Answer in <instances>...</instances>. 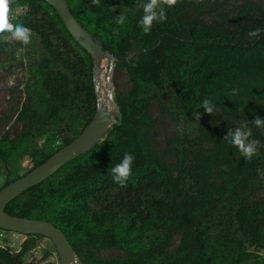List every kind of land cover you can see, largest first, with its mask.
Returning a JSON list of instances; mask_svg holds the SVG:
<instances>
[{
    "label": "trees",
    "instance_id": "16d2710c",
    "mask_svg": "<svg viewBox=\"0 0 264 264\" xmlns=\"http://www.w3.org/2000/svg\"><path fill=\"white\" fill-rule=\"evenodd\" d=\"M65 1L113 68L125 73L126 92L112 97L119 124L114 121L94 146L9 202L5 215L50 223L80 264H264V257L247 251L264 249V195L251 200L245 193L248 179L264 170V127L251 124L257 116L264 119V0H177L164 6L166 20L153 22L148 33L139 24L146 0H100L99 6L91 0ZM20 3L27 11L12 24L31 29L43 51L37 65L44 95L38 104L46 121L58 125L68 120L64 116L80 113V123L77 115L68 123L81 131L96 108L91 60L50 6L37 0L12 5ZM120 13L126 16L123 25L115 20ZM256 28L262 30L259 38L250 37ZM165 96L184 122L195 117L211 121L218 115L240 121L251 129V139L259 141L257 154L246 159L233 147L238 164L227 163L219 145L204 154L210 137L220 136L213 130L193 140L181 134L180 144L168 149L173 173L163 161L166 153L157 155L152 147L148 114L149 102L165 101ZM205 98L213 101L215 114L201 108ZM27 111L22 106L15 119L29 120ZM64 124L58 125L57 134L69 130ZM25 138L26 133L0 136V169H7L0 189L24 175H14L8 167L24 151ZM73 139L60 137L50 152H29L31 169ZM125 153L135 160L121 187L114 183L111 168ZM219 163L228 164L229 170L210 178L207 167ZM219 209H228L225 219L237 233L222 250L209 236ZM25 237L15 250L0 245V264H23L28 249L41 238ZM174 238L177 243L170 251ZM92 249H118L124 256L106 259L94 256Z\"/></svg>",
    "mask_w": 264,
    "mask_h": 264
},
{
    "label": "rangeland",
    "instance_id": "374dc122",
    "mask_svg": "<svg viewBox=\"0 0 264 264\" xmlns=\"http://www.w3.org/2000/svg\"><path fill=\"white\" fill-rule=\"evenodd\" d=\"M9 8L11 23L23 17L27 11V6L24 3L11 5ZM7 35L10 36V34ZM42 56L43 51L35 35L32 36L31 42L27 45L10 39L0 40V136L14 137L21 133H26L24 151L8 167L9 172L14 175H23L31 169L32 161L28 157L29 152H50V150L59 146L60 137L73 135L74 139H76L84 129L80 131L79 126L74 127L68 123L72 118L74 120L76 115L78 116L76 121L80 123L82 121L80 113L64 116L69 117L68 120L58 125L62 127L65 125L64 123H67L69 130H65L60 134L56 133L58 125L46 121V114L43 113L41 106L38 104V101L44 95L39 87L40 76L39 66L37 65ZM129 57L134 59L135 52L131 51ZM98 62L97 69L92 62L90 69L95 104L96 107L102 109L104 107L103 110L107 114V118L112 119L110 114L112 107L109 100L115 92H126L128 84L124 71L114 69L112 63L105 56L99 58ZM164 100L156 101L153 99L148 105V114L153 122L152 147L157 155H163V152L166 153L163 155V161L173 173L176 171L174 159L168 154L169 147L173 144H180L181 134L188 137L189 140H193L199 137L200 132L203 134L208 129L213 130L220 136L214 135L210 137L209 142L203 146L204 154H211L216 149L215 145H219L223 154L222 159H225L227 163L232 161L234 164H238L237 153L233 151V146L228 141L223 140V138L227 135L228 130H234L238 127L245 128L243 123L224 115H218L211 121H204L200 117H195L190 122H184L171 110L167 96H165ZM26 105L28 107L26 114L30 119L16 120L15 114L22 106ZM109 126L110 124L105 127V130ZM103 135L104 133L101 138ZM229 168L228 164L219 163L209 165L207 171L209 177L212 178L217 171L227 172ZM6 171L7 169H0V178ZM244 175L241 173L240 176L243 177ZM245 193L251 200L262 197L264 195V179H261L257 173L254 174L246 183ZM227 210L224 209L222 211L219 209L216 212V222H214L209 232L210 243L219 250L228 247V240L237 236L234 231V223H231L229 219H225ZM25 239V236L4 233V231L0 230V245H6L12 250H15ZM176 239L174 238L173 247L170 251L176 245ZM247 251L264 257V249L255 251L248 247ZM92 253L94 256L106 259L124 256L118 249H92ZM23 264H59V260L52 243L48 239L41 237L37 238L33 246L28 249L23 258ZM69 264H80V262L73 254ZM246 264L252 263L247 262Z\"/></svg>",
    "mask_w": 264,
    "mask_h": 264
},
{
    "label": "water",
    "instance_id": "95a60500",
    "mask_svg": "<svg viewBox=\"0 0 264 264\" xmlns=\"http://www.w3.org/2000/svg\"><path fill=\"white\" fill-rule=\"evenodd\" d=\"M26 0H9V6ZM46 3L56 13L70 38L89 56L92 64L104 56L100 43L88 34L72 17L65 0H37ZM111 63V61H109ZM109 86V84H108ZM112 110V119L107 118L105 111L96 107L89 123L81 134L67 145L61 147L44 162L34 167L26 174L0 189V230L21 236L38 235L48 239L55 248L59 264H69L73 257V250L61 232L50 223L8 217L4 213L5 206L16 199L27 189L40 184L62 165L72 160L76 155L83 153L94 146L102 138L105 127L116 122L119 124L120 115L112 98L109 100Z\"/></svg>",
    "mask_w": 264,
    "mask_h": 264
},
{
    "label": "clouds",
    "instance_id": "9594fccd",
    "mask_svg": "<svg viewBox=\"0 0 264 264\" xmlns=\"http://www.w3.org/2000/svg\"><path fill=\"white\" fill-rule=\"evenodd\" d=\"M176 2L177 0H146V2L141 5L144 15L141 17L139 24L142 30L148 33L153 22H163L166 20L167 17L164 12V6H172L175 5ZM91 4L92 6H99L100 0H91ZM111 10L115 11L113 8H111ZM9 13V0H0V39H10L20 42L23 45L29 44L33 36L31 29L25 27L23 24H12L10 22ZM115 20L117 24L123 25L126 16L124 13H120L115 17ZM261 31L260 28H256L249 32V36L259 38ZM6 34H10V36ZM235 92L236 90L234 89L231 94H235ZM201 108L209 115H213L216 112L213 101L208 98L202 101ZM251 124L257 128L264 127V119L257 116L251 121ZM251 137L252 131L250 128L238 127L234 130H228L223 140L228 141L233 147L237 148L242 157L251 159L257 154L259 144V141L251 139ZM134 160L135 157L133 154L125 153L122 160L111 168L114 183L119 184L121 187L126 186V181L131 174ZM257 174L261 179H264V170L257 169Z\"/></svg>",
    "mask_w": 264,
    "mask_h": 264
},
{
    "label": "bare ground",
    "instance_id": "6f19581e",
    "mask_svg": "<svg viewBox=\"0 0 264 264\" xmlns=\"http://www.w3.org/2000/svg\"><path fill=\"white\" fill-rule=\"evenodd\" d=\"M99 64V62H97L96 64H95V68L97 69V65ZM103 109H104V107H103Z\"/></svg>",
    "mask_w": 264,
    "mask_h": 264
}]
</instances>
